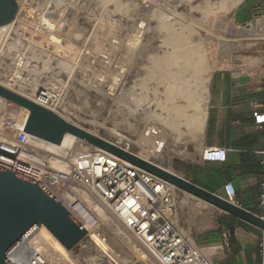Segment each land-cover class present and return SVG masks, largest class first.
Segmentation results:
<instances>
[{
    "label": "rangeland",
    "instance_id": "obj_1",
    "mask_svg": "<svg viewBox=\"0 0 264 264\" xmlns=\"http://www.w3.org/2000/svg\"><path fill=\"white\" fill-rule=\"evenodd\" d=\"M246 1L59 0L57 31L70 47L61 52L56 43L41 38L33 28L28 26L25 33L16 24L10 33L11 26L0 33V60L13 49L14 33L22 41L27 38L24 48L39 69L76 93L71 97L76 112L65 118L109 141L120 140L121 135L111 132L118 129L140 152L141 132L129 135L123 129L129 131L138 112L149 123L152 82H172L176 93L194 92L208 82L214 69L250 66L264 56V36L233 20ZM163 67H168L167 74ZM106 84H112V90ZM0 105L6 116L19 119L23 113L22 107L8 100ZM190 209L198 241L199 235L211 229L218 208L204 202L203 207L194 204ZM96 234L95 242L80 250H66L45 234L38 243L44 238L52 246L48 256L56 264H156L134 238L127 233L121 236L106 220Z\"/></svg>",
    "mask_w": 264,
    "mask_h": 264
},
{
    "label": "built area",
    "instance_id": "obj_2",
    "mask_svg": "<svg viewBox=\"0 0 264 264\" xmlns=\"http://www.w3.org/2000/svg\"><path fill=\"white\" fill-rule=\"evenodd\" d=\"M19 1L9 33L17 24L16 28L24 29L25 33L29 26L35 34L50 41L52 35L64 39L57 31V16L61 10L59 0ZM16 33V37L11 38L13 49L0 60V79L62 117L73 116L77 105L71 97L76 93L50 78L47 71L39 69L24 48L27 38L22 41ZM106 86L108 90L113 88L112 84ZM250 106L256 127L263 133V147L257 153L263 167L259 204L264 218V98L261 101L252 100ZM39 141L45 140L27 132L25 121L22 124L0 109V166L40 182L87 229V235L79 243L83 242L73 249L80 250L94 243L92 234L98 233L106 220L113 229L121 228L134 238L156 264H215L220 246L201 245L197 241L188 213L190 205L203 206L204 202L86 141L80 140L79 147L76 145L58 152L40 145ZM112 142L127 151L138 152L131 141H128L131 146ZM164 145L163 128L158 124H149L143 129L142 140L137 146L140 149L146 146L156 152ZM227 154L225 147H205L202 159L225 161ZM224 198L238 204L236 187L232 182L225 184ZM40 228L26 234L6 254L12 264H56L54 259L43 255L31 244V235ZM207 247L217 248V251L208 253L205 251ZM260 248L264 257V231Z\"/></svg>",
    "mask_w": 264,
    "mask_h": 264
},
{
    "label": "crops",
    "instance_id": "obj_3",
    "mask_svg": "<svg viewBox=\"0 0 264 264\" xmlns=\"http://www.w3.org/2000/svg\"><path fill=\"white\" fill-rule=\"evenodd\" d=\"M233 20L264 36V0H247L236 10ZM249 65L214 69L208 82L194 92L176 93L178 89L172 82H152L149 123L138 112L129 131H123L132 135L139 130L142 136L147 125H160L165 145L154 153L157 161L222 197L225 184L232 182L238 204L261 215L263 167L257 151L263 147V133L256 127L250 102L264 98V56ZM166 69L162 68L164 74L168 73ZM242 77L244 81L240 82ZM214 146L228 149L225 161L202 159L205 147ZM262 234L260 228L217 209L211 229L199 235L198 242L220 246L215 264H264Z\"/></svg>",
    "mask_w": 264,
    "mask_h": 264
},
{
    "label": "water",
    "instance_id": "obj_4",
    "mask_svg": "<svg viewBox=\"0 0 264 264\" xmlns=\"http://www.w3.org/2000/svg\"><path fill=\"white\" fill-rule=\"evenodd\" d=\"M18 12L16 0H0V26L14 21ZM244 81V77L240 82ZM0 96L27 108L25 130L47 142L61 144L67 133L80 140L115 154L136 166L168 181L196 198L232 214L264 231V218L241 205L185 178L178 172L127 151L99 135L62 117L55 111L33 101L0 83ZM44 226L67 249L72 250L88 233L70 212L38 181L0 166V264H12L6 254L26 234Z\"/></svg>",
    "mask_w": 264,
    "mask_h": 264
},
{
    "label": "bare ground",
    "instance_id": "obj_5",
    "mask_svg": "<svg viewBox=\"0 0 264 264\" xmlns=\"http://www.w3.org/2000/svg\"><path fill=\"white\" fill-rule=\"evenodd\" d=\"M17 1H19V0H17ZM20 2V1H19ZM236 2H238V1H236ZM238 4V3H237ZM234 6V5H233ZM132 11V10H131ZM60 20V19H59ZM12 24H13V21L11 22V23H9V24H6V25H4V26H0V33L2 32V31H5V30H7L10 26H12ZM173 36V35H172ZM177 36H179V35H177ZM175 38H176V36H175ZM179 38V37H178ZM50 39L52 40V42H54V44L56 43V46H57V50H59V51H61V52H65V50L66 49H68V47H70V44L67 42V40H65V39H60L58 36H56V35H52V36H50ZM182 40H183V38H182ZM51 42V41H50ZM179 42V41H178ZM59 53V52H58ZM153 59V58H152ZM155 59V58H154ZM153 59V60H154ZM168 59V58H167ZM162 61V60H161ZM152 62V61H151ZM170 62V61H169ZM155 63V62H154ZM154 66V65H153ZM148 71V70H147ZM152 71V70H151ZM159 72H161V71H159ZM168 76V75H167ZM0 83L1 84H3L4 86H6V87H8V88H10V89H13V88H11L8 84H6L5 82H3V81H0ZM13 90H15V89H13ZM17 92H19V93H21V94H24V95H26V96H28L27 94H25L24 92H21V91H17ZM29 97V96H28ZM191 98V97H190ZM4 100V98H2L1 96H0V104H1V102ZM196 105V104H195ZM1 106V105H0ZM22 110H23V113L21 114V117L18 119L19 120V122L20 123H24V121H25V119L27 118V116H28V114H29V110L27 109V108H24V107H22ZM63 117H65V116H63ZM67 119V118H66ZM69 119V118H68ZM67 119V120H68ZM70 121V120H69ZM206 121V120H205ZM73 123H75V124H77V125H79L80 127H82V128H84V129H86L87 131H89V132H91V133H94V134H96V135H98L97 134V132H95V131H93V130H91V129H89V128H86V127H84L83 125H81V124H79L78 122H75V121H72ZM96 125V124H95ZM117 127V126H116ZM194 128V127H193ZM111 132H113L115 135H117L118 137L120 136L121 138H120V140H118L117 141V143H125V144H129L130 146H131V144H130V142H127L126 140H124V139H126V136L124 135V134H121V132L118 130V129H115V128H113V130H111ZM188 135V134H187ZM123 137V138H122ZM176 139V138H175ZM129 141H131V140H129ZM81 141H80V139L76 136V135H74V134H72V133H67L66 135H65V137H64V139H63V141H62V143L61 144H55V143H51V142H47V141H39V143H40V145H44L45 147H47L48 149H51L52 151H56V152H58L60 149H68V148H75V146L78 144V143H80ZM140 142H138V144H139ZM197 144V143H196ZM143 147V149H142V151H140L139 153H138V155L139 156H141V157H143V158H145V159H147V160H150V161H152V162H154V163H156V164H158V165H160V166H162V167H164V168H166L167 170H169V171H173V172H175L173 169H171V167H165L160 161H157L156 160V154H154L155 152L153 151L152 152V150H150V149H147V147L146 146H142ZM185 148V147H184ZM158 156H159V154H157ZM153 156L155 157V159L153 158ZM158 158V157H157ZM162 161V160H161ZM198 199V201L199 202H204L203 200H201V199H199V198H197ZM199 206V205H198ZM205 206V205H204ZM201 207V206H200ZM203 207V206H202ZM192 209V208H191ZM190 209V210H191ZM194 209H195V207H194ZM194 209H192V210H194ZM201 208H199V210H200ZM189 210V211H190ZM205 210V209H204ZM204 210H202L203 212H204ZM192 212H194V211H192ZM196 212V211H195ZM206 212V211H205ZM189 213H191V212H189ZM195 214V213H194ZM192 216V215H191ZM117 231L119 232V234L121 235V236H123V237H125L126 236V233L121 229V228H117ZM47 235L51 240H53V241H55V242H57L58 244H61L44 226H42L39 230H37L36 232H34L32 235H31V244H32V246L33 247H35V249H37L38 251H40V253H42L43 255H47L48 256V253L49 252H51L52 251V249H51V247L49 246V244L45 241V239L43 238L42 240V242H40V243H38V241H39V239L40 238H42L43 237V235ZM93 236H97V234H92ZM48 240V239H47ZM83 242V241H82ZM81 242V243H82ZM80 243V244H81ZM78 245V244H77ZM76 245V246H77ZM87 247V246H86ZM59 248H61L62 249V247H59ZM83 249V248H82ZM76 251V250H75ZM206 252H208V253H213V252H216L217 251V248H209V247H207L206 248V250H205ZM68 252V251H67ZM53 253H51V255H52ZM68 254V253H67ZM50 256V255H49ZM53 256H54V254H53ZM51 257V256H50ZM147 258V257H146ZM60 260H61V258H60Z\"/></svg>",
    "mask_w": 264,
    "mask_h": 264
},
{
    "label": "trees",
    "instance_id": "obj_6",
    "mask_svg": "<svg viewBox=\"0 0 264 264\" xmlns=\"http://www.w3.org/2000/svg\"><path fill=\"white\" fill-rule=\"evenodd\" d=\"M263 235V234H262Z\"/></svg>",
    "mask_w": 264,
    "mask_h": 264
}]
</instances>
